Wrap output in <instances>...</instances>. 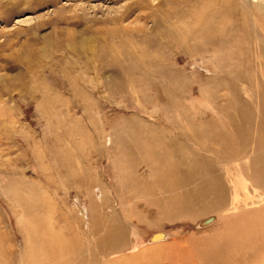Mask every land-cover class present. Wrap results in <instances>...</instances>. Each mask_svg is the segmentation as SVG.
Returning <instances> with one entry per match:
<instances>
[{"label": "rangeland", "instance_id": "rangeland-1", "mask_svg": "<svg viewBox=\"0 0 264 264\" xmlns=\"http://www.w3.org/2000/svg\"><path fill=\"white\" fill-rule=\"evenodd\" d=\"M263 27L261 0H0V264H264L262 181L216 209L212 180L264 168Z\"/></svg>", "mask_w": 264, "mask_h": 264}, {"label": "bare ground", "instance_id": "bare-ground-1", "mask_svg": "<svg viewBox=\"0 0 264 264\" xmlns=\"http://www.w3.org/2000/svg\"><path fill=\"white\" fill-rule=\"evenodd\" d=\"M256 4H260V0H253ZM262 1V6H263V10H264V0H261ZM249 7V6H248ZM252 7V6H251ZM245 9V8H244ZM252 12V11H251ZM257 13V12H256ZM258 15V14H257ZM250 16V14H249ZM254 16H255V13H254ZM259 17V15H258ZM253 18V17H252ZM258 19H256V22ZM262 20V19H261ZM254 22V20H253ZM260 22V21H259ZM258 22V23H259ZM258 25V24H257ZM264 28V27H263ZM90 107V106H89ZM261 116H262V120H263V116H264V111L261 113ZM263 124H256L252 127L250 126H241L239 127L238 129L241 130L245 135L244 137V140L245 142L249 145L247 146L245 149L240 148L239 152H246V153H249V154H252V153H255V155L257 156H262L261 157V160L263 159L264 157V121H262ZM253 136V140L250 138V142L248 141V135H251ZM251 136V137H252ZM242 140H243V135H242ZM201 146V145H200ZM199 146V147H200ZM204 148V147H203ZM203 148H201L203 150ZM251 151H250V150ZM244 150V151H243ZM222 151V149H221ZM232 151L233 153V156L234 157H224L222 159V157H219L221 159L220 163L219 164L221 167V171L224 172V175L223 173H221L220 176H216V180H214L212 178V180L214 182L218 181V184L216 183V186L218 187V192L215 193L216 194V197H215V203H213V207H219V206H224L225 205V201L228 200L229 203H230V198L233 196V203L237 202L238 201V192L239 189H243L245 191V197H248V185L249 184H252L256 186V182L257 181H262L259 185H263L264 186V168L263 169H259L261 170L262 172L260 173L259 171L255 174L256 177L255 178H252L249 174V168H248V164H247V160L248 159H245V155L244 156H241L239 157L240 155L234 153L235 151H233L232 149L229 150V152ZM217 152H220V151H217ZM229 154V153H228ZM219 156V155H218ZM183 158V156H182ZM259 160V159H258ZM260 161V160H259ZM262 162V161H261ZM17 163V161H16ZM263 163V162H262ZM258 164V163H257ZM263 166H264V163H263ZM197 167V166H196ZM254 171V170H253ZM255 172V171H254ZM182 176H190V173L188 174V172L185 170V171H182ZM223 177V180L221 179ZM224 181V182H223ZM214 186V184H213ZM223 186H227L226 187H223ZM253 187V186H252ZM256 192V191H255ZM262 192V191H260ZM258 193V192H257ZM254 196L252 197H256L257 195L254 193L253 194ZM191 196V195H190ZM96 198V197H95ZM139 196L137 197H134L133 199H138ZM199 198H200V195H199ZM97 199V198H96ZM227 203V204H229ZM186 206V205H185ZM183 207V206H182ZM185 208V207H184ZM92 209V208H91ZM219 209V208H218ZM225 209V207H224ZM210 220V219H209ZM203 222V221H202ZM231 222H229L228 224V227L227 229H229L227 231V235L229 236V238L231 239V241L229 240V242H231V246L229 247V249L231 247H233L236 243H233L232 240H234V242H237L239 243L237 240H236V236L237 233L233 230V227H232V224H230ZM227 225V224H226ZM254 228V226L252 227ZM232 231L234 232V234H232ZM223 235V234H222ZM113 236V235H112ZM224 236V235H223ZM226 236V235H225ZM115 237V236H114ZM164 237V234L163 233H157L155 234V236L153 237V239L155 240H161L162 238ZM110 238V237H108ZM121 238V237H119ZM224 238V237H223ZM93 239V238H92ZM228 239V237H227ZM226 240V239H225ZM151 241V240H150ZM161 242V241H160ZM242 242V241H241ZM108 243V242H107ZM117 243V242H115ZM103 244V243H102ZM112 245V244H111ZM110 245V246H111ZM112 247H114V245H112ZM244 244L241 246H237L236 247V250L243 254L242 252L244 251ZM110 249V248H109ZM141 251V250H140ZM146 252V251H145ZM100 253V252H99ZM204 253V252H203ZM208 253H205L204 255H207ZM91 255V254H90ZM135 258V256H133ZM104 258V257H103ZM102 258V259H103ZM121 258V256H120ZM120 258L119 261H120ZM137 258V257H136ZM204 258V257H203ZM96 259V258H95ZM131 258H129V261L131 263ZM143 259V258H142ZM209 259V257H208ZM101 260V259H100ZM133 260V259H132ZM136 260V259H135ZM118 261V260H116ZM115 261V262H116ZM124 261V260H123ZM139 261V260H138ZM121 262V261H120ZM128 262V261H127ZM85 263V262H84ZM124 263V262H123ZM137 263V262H136Z\"/></svg>", "mask_w": 264, "mask_h": 264}]
</instances>
